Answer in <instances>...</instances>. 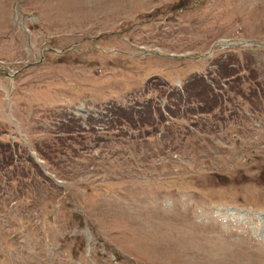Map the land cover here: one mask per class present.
Returning <instances> with one entry per match:
<instances>
[{"label": "rangeland", "instance_id": "374dc122", "mask_svg": "<svg viewBox=\"0 0 264 264\" xmlns=\"http://www.w3.org/2000/svg\"><path fill=\"white\" fill-rule=\"evenodd\" d=\"M0 145V264H264V0H0Z\"/></svg>", "mask_w": 264, "mask_h": 264}, {"label": "bare ground", "instance_id": "6f19581e", "mask_svg": "<svg viewBox=\"0 0 264 264\" xmlns=\"http://www.w3.org/2000/svg\"><path fill=\"white\" fill-rule=\"evenodd\" d=\"M218 216H220V214H218Z\"/></svg>", "mask_w": 264, "mask_h": 264}]
</instances>
